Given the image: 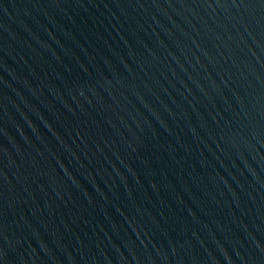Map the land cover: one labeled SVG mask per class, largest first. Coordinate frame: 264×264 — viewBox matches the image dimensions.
<instances>
[{"label": "water", "instance_id": "95a60500", "mask_svg": "<svg viewBox=\"0 0 264 264\" xmlns=\"http://www.w3.org/2000/svg\"><path fill=\"white\" fill-rule=\"evenodd\" d=\"M0 264H264V0H0Z\"/></svg>", "mask_w": 264, "mask_h": 264}]
</instances>
